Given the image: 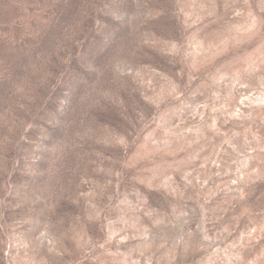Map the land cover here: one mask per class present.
<instances>
[{
    "label": "rangeland",
    "instance_id": "obj_1",
    "mask_svg": "<svg viewBox=\"0 0 264 264\" xmlns=\"http://www.w3.org/2000/svg\"><path fill=\"white\" fill-rule=\"evenodd\" d=\"M0 264H264V0H0Z\"/></svg>",
    "mask_w": 264,
    "mask_h": 264
}]
</instances>
